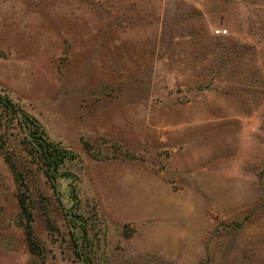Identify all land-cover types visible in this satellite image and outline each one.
Segmentation results:
<instances>
[{"label": "rangeland", "instance_id": "obj_1", "mask_svg": "<svg viewBox=\"0 0 264 264\" xmlns=\"http://www.w3.org/2000/svg\"><path fill=\"white\" fill-rule=\"evenodd\" d=\"M17 1L0 93L73 157L0 110V264H264V0Z\"/></svg>", "mask_w": 264, "mask_h": 264}, {"label": "trees", "instance_id": "obj_2", "mask_svg": "<svg viewBox=\"0 0 264 264\" xmlns=\"http://www.w3.org/2000/svg\"><path fill=\"white\" fill-rule=\"evenodd\" d=\"M0 110L8 115L9 118H15L19 125L22 126L28 142L36 149V153L42 161L44 174L54 182L58 166L62 165L66 158L73 157V153L61 147L58 143L53 142L50 138L48 139L35 116L26 111L24 112L22 107L17 105L9 95L5 94V92L0 93ZM7 160L12 167L11 160L9 158H7ZM17 200L20 204L22 213H25V217L30 218V210H28L27 202H25L24 197L20 193L17 196ZM26 226V237L30 244L32 228L29 225Z\"/></svg>", "mask_w": 264, "mask_h": 264}, {"label": "built area", "instance_id": "obj_3", "mask_svg": "<svg viewBox=\"0 0 264 264\" xmlns=\"http://www.w3.org/2000/svg\"><path fill=\"white\" fill-rule=\"evenodd\" d=\"M215 30H220V31H223L222 29H219V28H216Z\"/></svg>", "mask_w": 264, "mask_h": 264}, {"label": "crops", "instance_id": "obj_4", "mask_svg": "<svg viewBox=\"0 0 264 264\" xmlns=\"http://www.w3.org/2000/svg\"><path fill=\"white\" fill-rule=\"evenodd\" d=\"M9 1H10V0H9ZM20 1H21V0H20ZM20 1H17L16 3H17V4H19V3H20Z\"/></svg>", "mask_w": 264, "mask_h": 264}]
</instances>
